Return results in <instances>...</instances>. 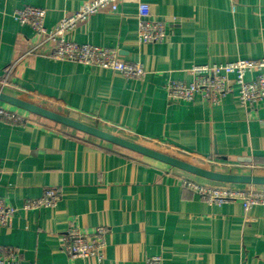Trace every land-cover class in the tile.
Wrapping results in <instances>:
<instances>
[{"label":"crops","instance_id":"0c3cea01","mask_svg":"<svg viewBox=\"0 0 264 264\" xmlns=\"http://www.w3.org/2000/svg\"><path fill=\"white\" fill-rule=\"evenodd\" d=\"M88 1L0 0V78L11 70L0 90L204 169L264 176V106L242 108L236 89L218 105L201 97L173 102L167 90L172 81L191 82L197 65L264 59V0H121L118 11L98 13L71 34L78 44L141 63L140 79L55 61L49 46L34 48L37 34L14 18L19 9L42 8L53 29ZM141 2L152 20L166 23L164 42L139 41ZM0 105L26 118H0V198L17 210L0 226V251L15 250L21 264H146L153 256L162 264H264V205L245 211L241 203L210 204L185 181L239 184L207 180ZM50 188L61 192L55 207L24 208ZM72 226L107 229L102 261L66 255L61 238Z\"/></svg>","mask_w":264,"mask_h":264},{"label":"built area","instance_id":"2783aa9c","mask_svg":"<svg viewBox=\"0 0 264 264\" xmlns=\"http://www.w3.org/2000/svg\"><path fill=\"white\" fill-rule=\"evenodd\" d=\"M121 0H90L80 9L65 15L53 28L45 27L46 11L42 8L28 6L15 12L14 18L23 25L30 26L39 38V46H49V57L55 61H67L85 66L100 67L117 72L127 79H140L146 71L141 63L122 61L116 50L89 44H78L70 37L76 28L102 12H116ZM139 41L141 43H162L168 37L167 25L163 21L152 20L150 6L141 2L138 6ZM34 50V49H33ZM30 51L29 53H31ZM257 72L254 80H247V74ZM189 73L193 80L189 83L172 81L167 85L171 101L192 102L201 97L213 105H218L223 98L235 89L239 105L246 110H257L264 106V59L238 60L228 64H206L191 68ZM11 70L5 78H0L1 89L8 86ZM233 80V82H232ZM2 91V90H1ZM0 118L14 123H25L26 118L6 106L0 105ZM186 186L207 203L221 206L227 203H241L245 211L256 205H264V191L241 189L232 186H209L195 181H185ZM61 199V192L47 189L44 195L24 204L27 210L52 208ZM16 208L8 206L0 198V226H8ZM105 227L84 231L70 227L61 238L62 247L71 260L94 258L102 261L106 247ZM18 252L12 249L0 251V264H21ZM146 264H162L160 256L148 258Z\"/></svg>","mask_w":264,"mask_h":264},{"label":"water","instance_id":"95a60500","mask_svg":"<svg viewBox=\"0 0 264 264\" xmlns=\"http://www.w3.org/2000/svg\"><path fill=\"white\" fill-rule=\"evenodd\" d=\"M0 102L13 106L15 108L22 109L29 113L44 117L53 122L59 123L61 125L73 128L80 132L86 133L88 135L94 136L101 140L107 141L109 143L115 144L122 148L131 150L148 158L160 161L171 167L183 170L195 176L219 182V183H228V184H239V185H258L264 186V176L257 175H244V174H231V173H221L208 169L195 166L188 162L182 161L178 158L170 156L168 154L159 152L157 150L151 149L149 147L143 146L136 142L130 141L128 139L116 136L104 130H101L97 127L90 126L83 122L74 120L67 116L52 112L45 108L36 106L19 98L13 97L0 90Z\"/></svg>","mask_w":264,"mask_h":264},{"label":"rangeland","instance_id":"374dc122","mask_svg":"<svg viewBox=\"0 0 264 264\" xmlns=\"http://www.w3.org/2000/svg\"><path fill=\"white\" fill-rule=\"evenodd\" d=\"M1 103H2V102H1ZM221 186H229V185H221ZM239 188H243V189H245V187H242L241 185H240ZM258 190L260 191V189H258ZM262 191H264V189H263Z\"/></svg>","mask_w":264,"mask_h":264}]
</instances>
